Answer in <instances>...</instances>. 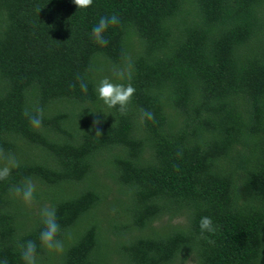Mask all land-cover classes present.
I'll return each instance as SVG.
<instances>
[{
    "label": "trees",
    "instance_id": "16d2710c",
    "mask_svg": "<svg viewBox=\"0 0 264 264\" xmlns=\"http://www.w3.org/2000/svg\"><path fill=\"white\" fill-rule=\"evenodd\" d=\"M110 15L101 46L91 28ZM100 76L134 88L124 115L96 98ZM36 109L39 128L23 115ZM8 154L6 264H22L41 207L64 250L38 248V264H264V0H0ZM26 178L30 205L11 192Z\"/></svg>",
    "mask_w": 264,
    "mask_h": 264
},
{
    "label": "clouds",
    "instance_id": "9594fccd",
    "mask_svg": "<svg viewBox=\"0 0 264 264\" xmlns=\"http://www.w3.org/2000/svg\"><path fill=\"white\" fill-rule=\"evenodd\" d=\"M72 3L79 9H86L93 0H72ZM118 22L115 15L100 16L95 25L91 28V38L97 44L103 46L107 43L104 37L106 29L110 25ZM123 74H117V78H122ZM79 80V89L81 92H87L88 84ZM130 79V77H129ZM94 92L96 98L104 106L105 109H115L119 114L124 115L127 111V105L134 92V88L130 83L114 82L108 76H100L95 83ZM87 109L89 113H92ZM83 108V109H84ZM99 113V112H97ZM93 114V113H92ZM101 114V113H100ZM23 115L28 119L33 128H39L41 125V115L38 109L34 111L25 110ZM108 115H111L109 112ZM152 119L151 112H142V119ZM100 123L99 120L93 119V124ZM99 131V129H97ZM15 156L8 154L0 156V181L9 177L11 171L17 167ZM11 192L22 204L30 205L37 186L31 179H24V181L11 188ZM40 225L36 239H26L20 245L19 259L22 264H38V248L46 250L51 254H61L64 250V242L59 238L60 226L57 222L56 211L54 207H41L37 213ZM198 226L202 232H212L214 230L212 219L209 216H202L199 219ZM0 264H6L4 259H0Z\"/></svg>",
    "mask_w": 264,
    "mask_h": 264
},
{
    "label": "rangeland",
    "instance_id": "374dc122",
    "mask_svg": "<svg viewBox=\"0 0 264 264\" xmlns=\"http://www.w3.org/2000/svg\"><path fill=\"white\" fill-rule=\"evenodd\" d=\"M109 212V214H111L112 212L111 211H108ZM61 256H59V258H60ZM59 258H58V260H59Z\"/></svg>",
    "mask_w": 264,
    "mask_h": 264
}]
</instances>
